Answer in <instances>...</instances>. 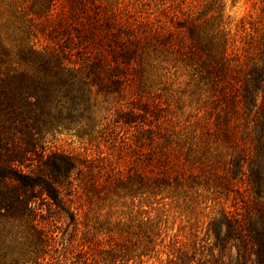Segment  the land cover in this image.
Masks as SVG:
<instances>
[{"label": "rangeland", "instance_id": "374dc122", "mask_svg": "<svg viewBox=\"0 0 264 264\" xmlns=\"http://www.w3.org/2000/svg\"><path fill=\"white\" fill-rule=\"evenodd\" d=\"M93 4L117 11L124 22L169 26L209 19L218 6L228 54L249 63L263 50L264 0H0V88L12 101L1 103L0 95V139L7 146L32 140V169L50 175L67 207L60 210L35 191L38 227L6 220L0 264H238L235 247L221 250L207 229L221 209L244 206L248 187L238 181L239 192L227 198L209 188L204 170L211 166L202 153L214 155L223 144L201 125L215 92L186 61L148 46L126 66L130 87L86 89L72 116L64 110L44 120L39 107L27 115L22 96L43 74L48 44L64 42L77 67L86 61L78 31L96 11ZM168 153L165 179L158 160Z\"/></svg>", "mask_w": 264, "mask_h": 264}, {"label": "trees", "instance_id": "16d2710c", "mask_svg": "<svg viewBox=\"0 0 264 264\" xmlns=\"http://www.w3.org/2000/svg\"><path fill=\"white\" fill-rule=\"evenodd\" d=\"M97 9L78 31L88 51L83 65L77 67L68 59L70 49L63 46L64 42L48 44L46 53L55 66H49L50 59L46 61L40 78L26 87L22 98L27 115L39 107L44 120L56 119L64 110L72 116L84 103L86 89L116 93L125 85L130 87L132 75L126 66L140 58L148 46L186 61L201 73V79L209 80L215 92L216 103L201 125L203 132L215 135L223 144V151L214 155L207 148L202 153L211 166L204 170L210 171L209 188L227 198L239 192L236 183L240 181L249 191L243 207L232 213L221 209L207 231L221 250L228 245L235 247L238 264H264V34L259 61L246 63L226 51V35L220 29L222 10L218 6L213 11L217 15L209 19L189 17L170 26L147 20L132 24L121 21L115 10ZM92 44L105 47L92 54ZM0 95L1 103H12L2 88ZM31 144L32 140L7 146L0 139V240L7 238L6 220L11 218L37 229L35 191L60 210H67L50 175L41 171L36 174L32 169ZM170 156L164 154L158 160V167L166 171L158 174L165 179L169 177L166 165L172 161ZM25 162L27 172L22 170ZM181 174L174 177L179 180ZM2 253L0 259L6 256V251Z\"/></svg>", "mask_w": 264, "mask_h": 264}]
</instances>
